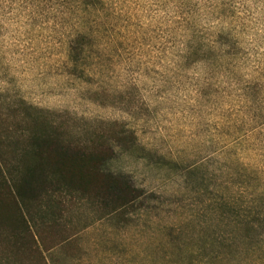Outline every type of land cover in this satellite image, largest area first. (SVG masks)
Masks as SVG:
<instances>
[{
    "label": "rangeland",
    "instance_id": "obj_1",
    "mask_svg": "<svg viewBox=\"0 0 264 264\" xmlns=\"http://www.w3.org/2000/svg\"><path fill=\"white\" fill-rule=\"evenodd\" d=\"M62 137L133 201L18 206L0 264H264V0H0V184Z\"/></svg>",
    "mask_w": 264,
    "mask_h": 264
},
{
    "label": "trees",
    "instance_id": "obj_2",
    "mask_svg": "<svg viewBox=\"0 0 264 264\" xmlns=\"http://www.w3.org/2000/svg\"><path fill=\"white\" fill-rule=\"evenodd\" d=\"M62 139L64 140L63 137ZM50 145L53 148V153L52 150L45 149L46 155H36V159H32L28 168L21 163L20 167L26 170L18 174L16 179L12 177V182L9 180L7 184L6 182L0 184V207H5L11 211L10 214L1 213L0 223L5 224L7 221L9 223V220H12L13 217L18 219L15 213L16 207L20 206L30 212L31 208L40 206L39 202L43 198L48 199L50 204V210L46 211L44 215L54 214L55 210L53 208L56 205L52 203L55 200L53 194L63 190H80L86 193L94 190L97 198L104 195L106 199L109 196H114L113 205L120 204V206H123L133 201L134 196H132L127 184L111 174L100 171V166L106 158L105 155L96 154L86 147L73 145L72 142H66L65 140L61 142V145L52 143ZM34 146L39 149L37 140H33L32 147L34 148ZM80 162L81 166L78 168ZM75 164L77 165L74 166ZM67 166H70L68 167L70 169H66ZM3 197H7V199L9 197V201H4ZM21 216H19V219ZM29 228L32 230L31 225ZM32 235L33 240H43V234ZM16 236H21L20 238L24 239L25 234H16ZM28 244L29 242L25 239V245Z\"/></svg>",
    "mask_w": 264,
    "mask_h": 264
},
{
    "label": "crops",
    "instance_id": "obj_3",
    "mask_svg": "<svg viewBox=\"0 0 264 264\" xmlns=\"http://www.w3.org/2000/svg\"><path fill=\"white\" fill-rule=\"evenodd\" d=\"M76 235H79V234H76ZM94 236L97 238L99 235L98 234H94ZM113 242H116V241H113Z\"/></svg>",
    "mask_w": 264,
    "mask_h": 264
}]
</instances>
